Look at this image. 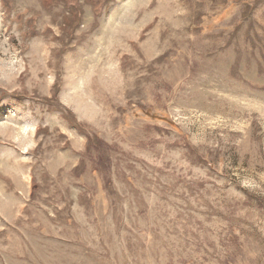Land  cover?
Masks as SVG:
<instances>
[{
    "label": "rangeland",
    "instance_id": "obj_1",
    "mask_svg": "<svg viewBox=\"0 0 264 264\" xmlns=\"http://www.w3.org/2000/svg\"><path fill=\"white\" fill-rule=\"evenodd\" d=\"M0 264H264V0H0Z\"/></svg>",
    "mask_w": 264,
    "mask_h": 264
}]
</instances>
